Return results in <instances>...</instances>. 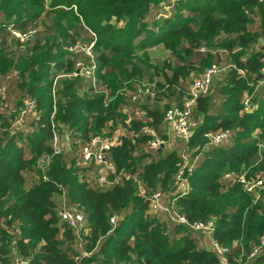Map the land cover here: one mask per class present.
I'll return each mask as SVG.
<instances>
[{
	"label": "trees",
	"instance_id": "trees-1",
	"mask_svg": "<svg viewBox=\"0 0 264 264\" xmlns=\"http://www.w3.org/2000/svg\"><path fill=\"white\" fill-rule=\"evenodd\" d=\"M168 1L171 15L160 17ZM257 19L260 34L250 31ZM9 27L36 33L21 44ZM260 39L264 10L257 0H0V87L8 82L15 94L13 104L6 97L7 107H0V264H77L83 250L90 255L82 264H219L197 234L149 216L148 201L133 181L109 190L83 181L95 167L82 166L81 158L91 137H109L122 125L127 134L108 158L119 171L137 176L148 195L172 191L181 157L176 151L146 152L143 123L126 124L128 94L118 92L137 86L121 81L137 83L145 70L153 72L152 84L160 79L154 83L157 99L174 103L150 106L147 99L142 107L163 137L164 115L182 105L184 83L213 65L232 68L198 99L189 148L199 159L189 178L191 192L177 207L192 222L215 219L213 237L229 248L232 264H264V249L250 258L264 237V192L255 202L240 183L224 178L229 172L264 177V89H256L264 69ZM79 41L94 44L93 58L66 50ZM156 46L172 58L154 64L148 51ZM79 61L96 66L99 84L109 91L108 105L91 79L69 77ZM245 94L253 95V112L244 108ZM28 100L38 115L27 121V131L25 126L13 133L18 113L12 110ZM54 126L69 147L43 174L36 162L53 152ZM227 130L233 134L228 143L206 148V135ZM64 200L86 217L90 234L82 248L58 217ZM112 217L118 218L115 225Z\"/></svg>",
	"mask_w": 264,
	"mask_h": 264
},
{
	"label": "built area",
	"instance_id": "built-area-1",
	"mask_svg": "<svg viewBox=\"0 0 264 264\" xmlns=\"http://www.w3.org/2000/svg\"><path fill=\"white\" fill-rule=\"evenodd\" d=\"M259 5L264 10V0H257ZM12 36L16 38L21 44H26L33 39L36 31L29 30L21 32L9 27ZM264 45V39L262 40ZM94 44H83L77 42L74 46L67 47L66 50L71 54L84 53L88 57L93 58ZM232 68L228 66L213 65L206 69L203 73L195 77L192 84L182 100L181 106L172 105L165 113L163 119V133L162 137L158 129L149 125L151 119L147 117L145 112H137L136 115L140 116L141 134L147 137L145 145L146 152H173L176 151L182 160V166L176 175L172 191L164 192L161 190L154 191L150 195L147 194L143 183L140 179L123 170L119 171L116 165L108 158V153L115 146L114 142L109 138L95 135L84 144L81 149L82 166L90 168L95 167L92 171L93 178L91 179V186L99 190H109L122 185L124 182L133 181L137 187L139 195L146 198L148 201V214L151 217L161 218L174 226L186 228L200 235L203 239V244L218 258L219 264H232L229 258L230 250L214 237L215 219L207 222H192L184 214H182L177 207V200L188 195L191 192L190 176L196 168L199 155L193 157L189 148V142L193 136V123L192 116L195 111L198 99L201 96H206L211 93L215 78L225 73ZM96 66H86L83 62L79 61L76 64V70L71 74L70 78H77L78 76L91 79L94 86H97L98 80L95 75ZM242 76L245 75L243 71L240 72ZM14 76L7 77L11 80ZM256 89H264V69L261 72V77L256 84ZM6 91L5 88L0 87V107L6 106ZM157 98V90L155 84L147 83L138 85L130 95V101L133 104L142 105L147 99L155 100ZM253 95L245 94L243 98V105L246 111L253 112L257 109L253 105ZM7 107V106H6ZM13 113H18L13 121L11 132L23 130L27 121L36 118L38 115L36 104L33 100H28L19 110H12ZM232 132L219 131L206 135L208 140L206 148L221 146L228 143L232 138ZM177 141L182 143V147L176 146ZM66 146H68V139L61 134L54 126L53 131V152L51 154H44L38 158L36 168L38 171L45 174L56 156L64 153ZM264 150V148H262ZM225 180L238 182L243 187L245 192L250 194L254 201L261 199L264 192V177L258 176L255 179H247L245 174H236L229 172L224 176ZM44 180H47L44 177ZM58 217L61 222L66 224L68 228L73 230L77 240L80 243V248L83 246V237L90 234L86 217L83 213L79 212L76 208L67 207L64 200L63 207L58 212ZM118 218L112 217L110 223L115 225ZM264 249V237L260 243L255 246L250 254V258L259 255ZM90 254L83 250L82 254L75 259L77 264H82V259L88 257ZM16 264H28L27 261L16 260Z\"/></svg>",
	"mask_w": 264,
	"mask_h": 264
},
{
	"label": "rangeland",
	"instance_id": "rangeland-1",
	"mask_svg": "<svg viewBox=\"0 0 264 264\" xmlns=\"http://www.w3.org/2000/svg\"><path fill=\"white\" fill-rule=\"evenodd\" d=\"M176 2V0H170V4H174ZM48 4V3H47ZM162 6H163V11H161L160 13H159V16L160 17H163V18H166L167 16H170L171 15V8H172V6H169V1L168 2H165V3H163L162 4ZM154 12H153V14L150 16V18L148 19V21H149V23L151 24V22H152V20H153V17H154ZM157 17V19H158V15L156 16ZM260 20L259 19H257L256 20V22H255V24H254V26H252L251 28H250V31L252 32V33H256V34H260L261 33V31H262V29H261V27H260ZM151 26V25H150ZM150 28H152V27H150ZM263 40V39H262ZM262 40L260 39V45H259V47H261V44H262ZM14 46V45H13ZM14 50H15V48H13ZM221 54V53H220ZM148 55L150 56V58H151V60H152V62L155 64H158V62H164V61H166V60H169V59H171L172 57H171V54L168 52V51H166L165 49H164V47L163 46H156V47H154V48H151V49H149V51H148ZM222 58H223V63H225L224 65H226V64H228L229 62L227 61V55L226 54H222ZM228 62V63H227ZM141 67L143 68V69H145V67H144V65H141ZM131 71V70H130ZM129 73H131V72H129ZM153 72H150V71H148V70H145V75H144V77H143V79L140 81L139 80V78L138 79H136V80H138L137 81V83L135 82V80H132V79H134V78H132V79H129L128 81H121V82H123L124 83V85L126 86L127 84H132V83H134V84H136V86H138L140 83H144V84H146V83H151L150 82V75L152 74ZM196 75L195 74H192L189 78H188V80L184 83L185 84V86H186V88L189 90V88H190V86H191V84H192V80H193V78L195 77ZM224 77V76H223ZM223 77H222V75L221 76H219V77H217L215 80H214V82L216 83L218 80H221V79H223ZM158 81H160V79L158 78V77H154V83L155 82H158ZM215 83H213V87H212V90H213V88H214V84ZM14 84V83H13ZM12 85L11 84H9L8 82H6V83H4V87H5V91H6V96H7V98L9 99V103H11V104H13L14 102H15V94H14V92H13V86L11 87ZM118 92H120V93H126V94H128L129 95V92H131V90H127L126 88H124V89H121V90H119ZM160 99V98H159ZM155 99V100H151V102H150V106H153V105H155V104H161V105H167L168 106V104L170 105V104H173L174 102L172 101V100H168V99ZM146 102V101H145ZM176 103V102H175ZM10 104V105H11ZM143 104H145V103H143ZM9 105V104H8ZM133 105H135V104H128V106H126V109L124 110L125 111V113L127 112V114H128V116H129V118H131L132 120H135V119H137V120H143L144 118H140L139 119V117L140 116H137L136 114H135V110L136 109H139L140 110V106H138V105H136V108H134V106ZM27 127V126H26ZM25 129V128H24ZM119 132L118 133H120L121 135H123V134H127V131H126V129L122 126V125H120L119 126ZM28 130V127L25 129V131H27ZM118 133H117V135H118ZM176 146H178L179 148H181L182 147V143L181 142H179V141H177V143H176ZM68 147L69 146H66V150L68 149ZM193 152H191V154H192ZM33 179V178H32ZM32 179H31V177H30V181H29V184H31V182H32ZM35 179V178H34ZM30 186V185H29Z\"/></svg>",
	"mask_w": 264,
	"mask_h": 264
},
{
	"label": "crops",
	"instance_id": "crops-1",
	"mask_svg": "<svg viewBox=\"0 0 264 264\" xmlns=\"http://www.w3.org/2000/svg\"><path fill=\"white\" fill-rule=\"evenodd\" d=\"M93 83V82H92ZM142 84H144V83H142ZM147 84V83H146ZM154 84V83H153ZM156 85V84H155ZM99 91V93H104V94H106V105H108L109 104V91L105 88V86H103V85H101V84H99V81H98V83H97V86H95ZM131 93H132V91L131 92H129V95H128V102L129 103H131V101H130V95H131ZM108 99V100H107ZM133 104V103H132ZM134 106V105H133ZM140 106V110L139 109H136L135 110V114L137 113V112H145L146 114H147V112H146V110L142 107L143 106V104L142 105H139ZM134 108H136V105H135V107ZM126 109V107L123 109V112L125 113V110ZM126 115H127V120H126V124L128 125V126H130L131 125V123H132V119L131 118H129V116H128V114H127V112L125 113ZM150 119V118H149ZM135 121H137V122H141V120H137V119H135ZM152 121V120H151ZM150 121V122H151ZM119 132V129H117L115 132H114V134L113 135H111V136H109V137H107V138H109L111 141H113L114 142V145L116 146V145H119L120 144V142H121V138L123 137V136H125V134H123V135H121L120 133H118ZM117 133H118V135H117ZM68 143H69V141H68ZM92 173L93 172H89L87 175H85L84 177H83V175H82V177H83V181L85 180V182H87L90 186H91V179L93 178V175H92ZM199 236V238H198V240H199V243H200V246L203 248V246L205 247V243L203 244V239H202V237L200 238V235H198Z\"/></svg>",
	"mask_w": 264,
	"mask_h": 264
}]
</instances>
